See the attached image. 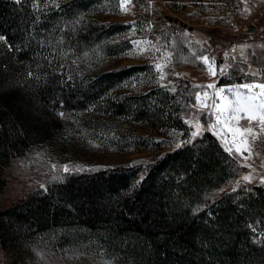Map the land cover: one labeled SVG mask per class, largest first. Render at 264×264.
Masks as SVG:
<instances>
[{"label":"rangeland","instance_id":"rangeland-1","mask_svg":"<svg viewBox=\"0 0 264 264\" xmlns=\"http://www.w3.org/2000/svg\"><path fill=\"white\" fill-rule=\"evenodd\" d=\"M64 1L41 0L38 11L45 18L37 20L32 30L13 35L12 43L8 39L0 41L3 58H8L9 54L11 59L20 61L18 57L24 54L32 61L30 65L41 90L49 89L47 96L44 95L48 99V111L58 121V126L48 137L29 144L19 153L4 159L0 157V210L40 189L41 183L46 186L61 184L51 181L54 173L50 166L53 164L86 169L77 172L86 174L116 166L141 170L143 165L188 140L194 127L190 128L186 123L189 134L184 137L180 129L167 123L169 114L162 111L167 102L166 91L177 82L176 74L194 86L215 84L216 89L264 83V0H222L227 2L230 11H223L219 0H201L205 6L200 13L195 10L193 0H152V6L149 0H131L126 5L127 12H121L119 0H77L79 6L72 10L75 15L61 22L62 14L56 10ZM210 1L218 4L214 14L206 13L212 7ZM51 15L52 19L49 18ZM54 17H60V21ZM173 17H176L175 21ZM85 22L102 24L103 31L87 41H78L75 37L68 39L56 26L67 23L70 30L80 31ZM171 22L185 27L182 30L184 35L187 33L184 43L180 38L170 45V40L159 31ZM248 23L254 24L253 31H246ZM133 41H150L166 54L171 53L172 48L180 61L173 62L172 56L165 62L153 51L137 55ZM234 46L235 52L232 51ZM240 46H251L245 48L244 58H241ZM233 55L235 61L231 60ZM202 56H208L210 61L214 59L213 67L217 70L227 66L226 73L222 75L217 71L216 76L211 75L198 59ZM233 62H241L243 66L239 69L253 71L256 77L246 76L241 71L231 75L229 69ZM155 63L166 64L163 81L159 80L161 73L152 67ZM131 65L134 66L129 67ZM112 70L123 72H119L121 74L104 91L95 93V90L91 97L84 94L93 84L90 82L100 78L99 73L112 74ZM80 81L84 86L81 89ZM148 90H153L151 96L144 97ZM203 91L211 94L215 89L196 87L183 119L199 121L207 128L212 118L204 116L195 107L194 99L197 92ZM132 97L146 99L143 112L148 109L147 102L151 104L149 100L155 99L159 104L150 120L135 119L133 113L121 105ZM119 105L121 111L117 112ZM60 112L64 115L60 116ZM241 126L247 127V122L241 121ZM253 127L259 131L255 125ZM251 151L253 155L246 161L236 158L240 165L247 163L251 168L244 167L216 188L218 193L233 189L236 182L242 181L252 169L258 175L254 174L251 183H260V177H264V135L251 143ZM139 176L140 173L133 178V183ZM67 178L65 175L63 182ZM204 197L202 193L196 202L198 206L203 204ZM76 221V217H71L45 226L32 224L13 239L1 225L0 215V264H119L120 259L107 252L108 247L97 230L80 226ZM219 241H223L222 237Z\"/></svg>","mask_w":264,"mask_h":264},{"label":"trees","instance_id":"trees-1","mask_svg":"<svg viewBox=\"0 0 264 264\" xmlns=\"http://www.w3.org/2000/svg\"><path fill=\"white\" fill-rule=\"evenodd\" d=\"M75 1L59 3L56 11L62 14L61 22L75 15L72 10L79 6ZM193 2L195 10L203 12L204 2ZM209 3L212 7L206 13L214 14L218 4ZM44 18L30 7V0L21 4L0 0V33L9 43L13 35L32 30L35 22ZM54 18L60 21V17ZM61 25L56 26L68 39L75 37L78 41H87L103 31L102 24L97 23H82L80 31L70 30L67 23ZM184 28L171 22L159 31L173 45L180 38L184 43ZM171 53L173 62H179L180 57L172 48ZM23 55L18 57L20 61L11 59L9 54L8 58L0 56L3 159L48 137L58 126L48 111V99L44 98L49 89L41 90L30 65L32 61ZM240 66L241 62H233L231 75H238ZM111 72L115 75L99 73V79L89 81L93 84L84 94L91 97L95 90V93L104 91L123 71ZM176 79V91L165 90L167 102L162 111L169 114L167 123L187 137L189 127L183 118L196 87L186 78ZM81 84L82 81L80 89L84 87ZM151 92L148 90L144 97L151 96ZM144 97L126 99L121 105L135 119L150 120L159 104L155 99L149 100L151 104L147 102L148 109L143 112ZM121 105L117 112L121 111ZM159 121L164 122L162 118ZM143 166L141 170L116 166L88 174L72 172L63 183L48 185L47 193L37 189L0 210L1 225L16 239L32 224L45 226L76 217L80 226L97 230L108 247L107 252L117 256L119 264H264V185L242 180L239 182L243 188L218 193L216 188L244 167L222 148L211 132L204 131L193 142L179 149L174 147ZM138 173L140 176L133 183ZM202 193L204 202L198 206L196 202Z\"/></svg>","mask_w":264,"mask_h":264},{"label":"snow or ice","instance_id":"snow-or-ice-1","mask_svg":"<svg viewBox=\"0 0 264 264\" xmlns=\"http://www.w3.org/2000/svg\"><path fill=\"white\" fill-rule=\"evenodd\" d=\"M16 4H21L24 0H14ZM131 0H119L121 12L129 11L126 5L130 4ZM41 0H30V7L35 11L40 8ZM30 27V26H29ZM187 35V33H185ZM0 41H6V37L0 35ZM134 47L138 49L137 55H142L146 51H153L154 55H159L165 62L170 61L172 58L171 53H164L160 48H156L152 45L150 41H133ZM195 43L199 44V41ZM144 44L150 45V47H143ZM251 46H240L241 48V58H244L245 48H250ZM11 49L12 46L9 45ZM235 46L232 51L235 52ZM225 57H228V52L224 53ZM198 59L207 66V70L211 75L216 76L217 71L220 74H225L227 71V66L221 67L220 69H215L213 67L214 59L210 61L208 56L198 57ZM231 60L235 61L236 56L233 55ZM166 64L155 63L152 67L160 72V81L165 79L164 67ZM243 72V69H240ZM246 76L256 77V73L253 71L243 72ZM32 74L29 73V76ZM177 78H182L179 74H176ZM161 87H166V85L161 84ZM194 87L204 88V89H215L213 93L208 91L197 92L195 94V107L206 117L212 118V122L207 128H204L199 121H185L190 128L194 127V130L190 132V138L175 145L177 149L181 148L185 144L193 142L196 138L200 137L204 131L211 132L218 140L222 143L224 150L229 153V155L236 159L239 157L242 160H248L252 157L253 153L251 151V143H254L261 135H264V83H245L240 85H233L230 87H221L219 89L215 88V84L208 85H196ZM169 91L175 92L176 88L171 87ZM60 116L64 113L60 112ZM241 121L247 122V127L241 126ZM253 125L259 129L257 132ZM247 152L248 155L245 156L244 153ZM241 167L251 168V165L244 163L240 165ZM52 172L51 181L62 183L65 175L71 174L73 171L79 172L86 169H70L68 165L57 166L55 164L50 166ZM62 173V174H61ZM255 169H252L248 175L242 177L243 181L246 183H251L254 178ZM261 185H264V177H260ZM244 186L240 184L239 181L236 182L233 191L235 192L237 188H243ZM39 188L43 193L48 192V187L46 184H39ZM247 190V189H245ZM4 194L6 189L2 190ZM222 191V190H221ZM254 243L258 241H253Z\"/></svg>","mask_w":264,"mask_h":264},{"label":"built area","instance_id":"built-area-1","mask_svg":"<svg viewBox=\"0 0 264 264\" xmlns=\"http://www.w3.org/2000/svg\"><path fill=\"white\" fill-rule=\"evenodd\" d=\"M149 1H151V0H149ZM210 2H214V1H210ZM218 3L220 5V7H221V5L223 6V8L221 7L222 10H224V11H230L229 8H228V6H227V2L226 1L223 2L222 0H219Z\"/></svg>","mask_w":264,"mask_h":264},{"label":"water","instance_id":"water-1","mask_svg":"<svg viewBox=\"0 0 264 264\" xmlns=\"http://www.w3.org/2000/svg\"><path fill=\"white\" fill-rule=\"evenodd\" d=\"M176 20V17H173V21H175ZM181 22V20H179V23ZM188 28H189V26H188ZM254 30V24H252V23H248L247 25H246V31H253Z\"/></svg>","mask_w":264,"mask_h":264}]
</instances>
